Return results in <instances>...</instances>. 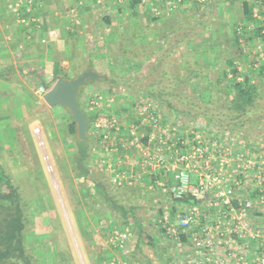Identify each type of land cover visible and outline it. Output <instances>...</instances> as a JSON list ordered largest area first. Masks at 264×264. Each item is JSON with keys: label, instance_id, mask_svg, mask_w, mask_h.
Instances as JSON below:
<instances>
[{"label": "rangeland", "instance_id": "374dc122", "mask_svg": "<svg viewBox=\"0 0 264 264\" xmlns=\"http://www.w3.org/2000/svg\"><path fill=\"white\" fill-rule=\"evenodd\" d=\"M250 1L253 3L256 0ZM34 4L33 0L32 11ZM9 7L12 9L11 5ZM254 7L253 3L250 7L251 11ZM191 9H194V17L198 14V17L203 19L211 18L205 13H203L204 16L199 15L201 11L204 12L200 2L199 5H194ZM98 10H96L97 14L101 12ZM259 11L264 21V10H261V3ZM14 15L17 20L15 13ZM259 24L261 23L256 25ZM186 46H189L187 49L190 50V44L188 43ZM256 46L254 45L251 49L245 47L246 52L241 49L247 56L244 59L246 62L243 61L242 54L238 56L236 47L232 48L230 45L229 48H220L222 56L215 64L214 69L211 68L212 70L204 66L203 61L200 62L199 55L203 53V50L200 51L199 47L194 55L189 54L191 53L189 51L187 53L186 47H176L170 53L163 47L158 51L159 57H156V60H160L158 65L155 61L148 60V49H137L135 46H129L126 48L127 50L116 49L112 54L117 57L116 59L120 57L122 62L113 63L111 67L104 64L97 65V70L101 74L99 79L103 78L104 80L97 79L86 84L80 95V102L85 113L91 117L98 116L92 121L87 131L90 140L85 163L91 171L90 176H78L75 172L73 159L77 148L74 142L75 136L69 132L68 123L71 118L69 110L58 105L50 107L42 98L43 93L52 86L56 78L28 81L27 85L29 91L32 92L31 95H27V91H24L23 95L22 93L20 95L13 93L10 98L6 95L8 106L10 105L9 108H13V110L0 113L3 114L2 118H6L0 120V163L5 174L9 175L12 183L19 188L24 199L32 202L31 218L33 222L30 225V230L27 231L26 238L28 244L32 243L38 249L41 264H52L51 246L47 243V233L51 229V223L56 226L57 233L60 234L61 244L66 245L67 242L72 255L74 252L77 256V258L73 256L72 262L69 264H103L102 260H105L107 254H112L115 260H122L121 258L125 256L123 259L129 264H136L138 258L142 259V262L145 261L146 264H172L171 260L175 257L173 244L176 245V243L162 236L160 225L161 222L166 221V218H171L173 214L169 205L157 204L159 191L142 193L121 190L126 191L124 196L121 194V199L123 202L124 199L128 200L127 207L130 205L129 201L135 199L136 209L134 212L138 214L139 223L143 229L140 235L142 236L141 245L138 246L135 243L140 232L131 215L125 217L117 210L112 215L105 212L99 222L96 218L97 215L91 212L88 206H85L83 187L88 186L91 194L95 192L91 185H87V177L94 176L110 184L107 167L118 164L116 155L106 151L100 139V129L96 126V122L110 115L118 118L120 122L125 120V124H128L131 121L130 117L134 114V104L139 100H148L158 106L169 121L174 122L177 119L186 129L197 128L203 132L205 140L209 142L219 136L221 140L230 142L233 148L249 145L251 152H256L258 148L264 146V74L259 72V67L264 61L255 59ZM133 52L139 54L142 52L141 55H137L141 58L140 62H133V60H137L133 56ZM228 54L235 57L233 67L237 70L236 75H232L230 68L225 67L224 60L227 59L226 55ZM182 55L190 60L191 68H199V66L202 68L200 75L192 77L191 83L175 89L185 97V101L165 94L172 90V85L169 82L173 79L166 77V74L173 70L171 67H175L176 63H179V59H183ZM194 60L198 62H194ZM71 69L70 78L80 74L75 69V65L74 68L71 65ZM161 69L163 70L161 71ZM179 70L182 72V69ZM244 74L249 75L251 82L257 85V95L254 106L250 107L245 114L238 116L236 112L230 110L232 94L228 85L229 80H232L234 76L235 79L240 80ZM225 75L226 79L219 81ZM199 78L201 85H208V88H204L206 90H202L200 93H193L191 91L192 82L199 83ZM157 80H159L158 84H156ZM151 86L160 90L161 100L157 101L151 97L149 94L153 93L150 90ZM35 87L43 90L33 92ZM94 93H99L103 97L104 104L108 103L105 100H109L110 106H107L109 108L92 107L90 101ZM171 101L177 108L183 109L187 113H198L199 110L210 113L214 117L215 124L205 119L177 112L168 106ZM226 124L230 125L229 128L221 127ZM127 165L130 166L129 163ZM132 195L134 196L131 197ZM38 196H41L44 201L46 206L44 211L38 203ZM136 199L143 202L142 206L138 202V204L136 203ZM117 230L130 232V240L125 243L127 252L124 255L119 253L112 240V234ZM148 233L157 239V243L153 244L155 248L148 246ZM38 236L41 239V244H38Z\"/></svg>", "mask_w": 264, "mask_h": 264}, {"label": "built area", "instance_id": "2783aa9c", "mask_svg": "<svg viewBox=\"0 0 264 264\" xmlns=\"http://www.w3.org/2000/svg\"><path fill=\"white\" fill-rule=\"evenodd\" d=\"M155 1L154 16L171 13L182 2ZM253 3L252 16L264 35L260 1ZM11 6L20 24L36 21L33 0H13ZM256 47L255 59L264 61V37ZM105 101L94 93L90 104L109 108ZM134 106L128 124L110 115L96 122L106 151L118 159L107 167L110 184L132 186L146 179L172 201L173 216L160 228L166 239L186 246L187 256L179 264H264V146L251 152L249 145L233 148L219 136L209 142L197 128L169 121L148 100ZM128 238V230L112 234L120 249ZM103 264L117 263L111 259Z\"/></svg>", "mask_w": 264, "mask_h": 264}, {"label": "crops", "instance_id": "0c3cea01", "mask_svg": "<svg viewBox=\"0 0 264 264\" xmlns=\"http://www.w3.org/2000/svg\"><path fill=\"white\" fill-rule=\"evenodd\" d=\"M11 1L0 0V113L13 110L8 106L6 95L10 98L13 93L23 95L24 91L31 95L27 82L33 79L70 78L71 65L72 68L75 65L79 73L92 69L100 78L97 65L111 67L113 63L122 62L120 57L116 59L112 54L119 48L123 50L135 46L137 49H148V60L154 62L163 47L170 53L176 47H187L189 42H194L199 45L200 51L203 50L199 55L200 62L214 69L222 56L220 48L234 46L231 34L234 26L247 23L244 20V2L248 1L249 7L253 4L250 0H207L201 3L204 12L199 15L204 16L205 13L211 18L203 19L198 14L194 17V9H191L199 5V0H182L171 13L162 12L159 16H154L153 7L158 5L155 0H34L31 13L36 21L22 25L9 7ZM260 3L261 10H264V0ZM97 9L101 10L98 14ZM259 41V37L242 38L240 48L246 52L245 47L251 49ZM241 53L245 61L247 56ZM141 54L133 52L137 59L133 62H140L138 56ZM226 57L235 58L230 54ZM36 91H40L39 88L35 87L33 92ZM2 116L0 114V120L6 119ZM131 187L142 193L156 190L149 186L148 180ZM157 199V204L174 209L172 201L163 194L160 193ZM137 202L142 206L140 199H136ZM151 236L153 244H156L157 239ZM141 238L137 235L135 245H141ZM173 246L175 257L171 261L172 264H179L187 256V248L180 243ZM126 247V244L124 249L116 246L122 255L127 252ZM123 258L115 260L112 254H107L102 263L113 259L117 264H129ZM136 264L146 262L138 258Z\"/></svg>", "mask_w": 264, "mask_h": 264}, {"label": "trees", "instance_id": "16d2710c", "mask_svg": "<svg viewBox=\"0 0 264 264\" xmlns=\"http://www.w3.org/2000/svg\"><path fill=\"white\" fill-rule=\"evenodd\" d=\"M244 20L247 21L244 25H236L234 26V30L231 33L232 36V45L236 47L237 54L240 56L242 53L240 48V39H250L252 37H259L260 40H263L264 35L261 34L260 29L261 26L255 25L251 29L247 28V25L251 22L258 24V21L252 16L251 9L248 5V1L244 2ZM258 22V23H257ZM264 23V22H263ZM264 26V25H263ZM238 27H241V32L237 30ZM189 47H186V52L189 51L194 55L197 51L198 46L194 44V42H189ZM188 53V52H187ZM186 53V54H187ZM188 54V55H189ZM183 59H179V63L175 65L173 70H170L169 73L166 74V77L173 78L169 82L172 85V90L165 93L172 98H177L182 101H185V97L178 93L175 89L181 85L187 86V83H191L192 77L196 75H200L201 67H194L191 68L189 61L184 55H182ZM160 60H156V64H159ZM194 62H198L194 60ZM225 67L230 68V72L232 75H236L237 70L233 67V58H227L224 60ZM179 69H182L180 72ZM163 69H161L162 71ZM210 72V71H209ZM259 72L264 74V62L259 67ZM161 76V75H160ZM221 77V76H220ZM104 80L103 78L99 79H88L86 84L93 82L95 80ZM226 79L225 77H221L219 81ZM158 81L156 84H158ZM193 87L191 91L193 93H200L202 90H206L208 85H201L200 78L199 83L196 81L192 82ZM84 87V86H83ZM83 87L80 88L77 100L79 102V106L82 108L80 102V95L82 92ZM228 89H230V93L232 94L230 100V110L232 112H236L237 115L245 114L249 111L250 107H253L255 104L256 99V91L257 85L251 82L250 76L244 74L240 80L235 79V76L232 80H229ZM206 88V89H204ZM150 90L153 91L149 94L155 100H161L160 90L156 87H150ZM170 97V98H171ZM209 103V102H208ZM168 106L174 108L177 112L186 113L189 116L192 115L193 117H197L200 119H205L208 122H215L213 115L210 113H205L199 110L198 113H191L179 109L176 107L173 101L168 103ZM199 107V105H198ZM83 109V108H82ZM87 121H88V129L94 119H97L98 116L95 115L94 117L89 116L87 113ZM261 120V119H259ZM215 124V123H214ZM229 124L222 125V128H229ZM240 126V125H239ZM69 132L75 136L74 142L76 144V154L74 161V167L76 175H84L90 176L91 173L90 169L86 165V158L88 154V147H89V132H86L85 140H82L78 137L77 133V125L76 122L70 118V122L68 123ZM234 127V126H233ZM91 185L95 192L94 194L89 193L88 186H84L82 189V194L85 200V206H88L89 210L97 215V219L100 222L101 216L105 212H109L110 215L113 214L115 210L120 211L123 216L131 215L132 220H134V224L137 226L138 231L140 232L139 235L142 233V227L140 222V218L138 214L134 212L136 207L135 204L132 203L134 200L129 201V206L127 207L128 200L121 199V194H125L126 191H130L131 189L135 191L137 188L134 187H127V188H120V187H113L109 184V182H104L102 179H98L97 177L91 176L87 177V185ZM110 185V186H109ZM135 189V190H134ZM121 190H126L121 191ZM121 191V192H120ZM124 196V195H123ZM38 203L41 209L44 211L46 210V206L44 205V201L41 196H38ZM127 200V201H125ZM32 202L30 200H25L24 197L21 195L19 188L12 183V179L9 175H6L4 170L2 169V165L0 163V264H41L40 253H38V249L31 244H28L26 236L28 235V230H30V225L33 222L31 218L32 214ZM138 222V224L136 223ZM148 245L153 246V239L150 233H148ZM48 236V244L51 246V261L52 264H69L72 262V257H76V254L70 251L67 242L66 245L61 244L60 234L57 233L56 226L51 223V229L47 233ZM183 240L185 237L182 238ZM38 244H41V239L38 236ZM63 241V240H62ZM65 242V240H64ZM46 247V246H45ZM73 251V250H72Z\"/></svg>", "mask_w": 264, "mask_h": 264}, {"label": "water", "instance_id": "95a60500", "mask_svg": "<svg viewBox=\"0 0 264 264\" xmlns=\"http://www.w3.org/2000/svg\"><path fill=\"white\" fill-rule=\"evenodd\" d=\"M99 76L92 69H86L73 78L58 77L42 95L48 106L58 105L69 110L71 118L76 122L78 137L82 140L86 138L88 121L85 111L79 106L77 97L80 88L86 85L88 79H96Z\"/></svg>", "mask_w": 264, "mask_h": 264}]
</instances>
